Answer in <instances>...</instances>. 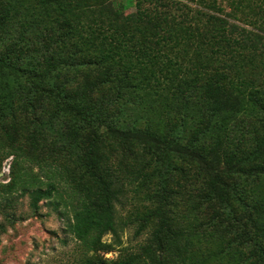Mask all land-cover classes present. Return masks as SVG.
Listing matches in <instances>:
<instances>
[{
    "label": "trees",
    "instance_id": "16d2710c",
    "mask_svg": "<svg viewBox=\"0 0 264 264\" xmlns=\"http://www.w3.org/2000/svg\"><path fill=\"white\" fill-rule=\"evenodd\" d=\"M237 1L0 0V215L68 210L83 264H264V0L254 30ZM130 191L149 237L107 260Z\"/></svg>",
    "mask_w": 264,
    "mask_h": 264
},
{
    "label": "rangeland",
    "instance_id": "374dc122",
    "mask_svg": "<svg viewBox=\"0 0 264 264\" xmlns=\"http://www.w3.org/2000/svg\"><path fill=\"white\" fill-rule=\"evenodd\" d=\"M216 1L229 13L231 12L229 2L237 0ZM255 1L238 0L237 3L243 6L245 15L241 16L240 21L233 19L231 21L241 28L254 30V25L250 21L260 23L259 14L252 13L256 6ZM12 160L13 158H10L4 164L3 172L0 173L1 183L10 180ZM142 198L143 195L130 191L123 198V204L119 205V234L123 245L114 246L110 252H102L101 255L107 260H116L125 248L138 250L147 241L149 229L137 235L139 223L132 222L134 217L142 214L146 205L150 206V203ZM69 215L68 210L64 208L55 209L50 201H43L39 212L35 213L30 208V197L28 195L22 197L14 223L0 215V264H83L84 252L77 240L68 232ZM104 241L111 243L112 236H105Z\"/></svg>",
    "mask_w": 264,
    "mask_h": 264
}]
</instances>
